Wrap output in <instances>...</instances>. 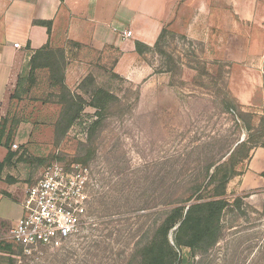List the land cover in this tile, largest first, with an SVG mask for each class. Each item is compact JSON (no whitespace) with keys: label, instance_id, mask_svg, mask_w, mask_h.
Returning a JSON list of instances; mask_svg holds the SVG:
<instances>
[{"label":"rangeland","instance_id":"obj_1","mask_svg":"<svg viewBox=\"0 0 264 264\" xmlns=\"http://www.w3.org/2000/svg\"><path fill=\"white\" fill-rule=\"evenodd\" d=\"M214 1L225 16H230L231 10L242 12L256 2V20L250 24L251 51L257 59L264 56V0ZM232 1L240 3L239 7H229ZM52 47L62 49L58 44ZM89 55V70L77 76L71 66L77 54L66 55V60H71H67L66 84L69 75L71 91L86 102L80 118L67 132H57L60 99L49 86L47 70H38L33 86L26 85L19 97L11 99L16 89L11 94L6 104V132L14 130L12 151L16 157L12 168L16 180L24 181L11 196L0 193V220L12 226L23 215L24 183L32 186L53 163L81 159L88 161L97 181L90 206L91 223L62 249L47 252L40 261L19 255L11 262L0 250V264H137L133 254L143 233L165 219V211H159L164 206L158 199L172 194V183L194 175L211 157H219L226 141L228 150L234 142L264 132V123L260 122L264 101L258 107H243L253 116L251 132L237 126L241 123L234 112H224L226 104L236 110L240 104L229 88L231 63L211 41L193 40L166 30L159 45L142 57L141 62L147 66L144 71L139 66L137 83L112 79L113 53ZM29 62L20 75L29 70ZM90 74L95 82L79 89ZM94 87L108 89L117 97L102 116L89 106ZM261 144L264 147V136ZM250 159L239 165L242 175ZM183 166L187 172L181 175ZM227 198L231 203L240 198L242 204L225 214L219 243L196 257L184 249L180 253L182 260L185 257L183 264H264V189L238 193L228 185ZM146 201L150 209L140 211ZM109 232H113L111 238L100 248L94 247V241H103L100 235ZM8 236H0V244L12 245L17 251Z\"/></svg>","mask_w":264,"mask_h":264},{"label":"crops","instance_id":"obj_2","mask_svg":"<svg viewBox=\"0 0 264 264\" xmlns=\"http://www.w3.org/2000/svg\"><path fill=\"white\" fill-rule=\"evenodd\" d=\"M236 2L229 7H239ZM219 8L214 0H0V126L23 66L47 43L62 45L67 56L77 54L71 64L76 76L89 70L90 52L113 53V72L137 83L139 66L144 71L147 65L141 62L145 54L137 52L136 43L153 49L164 30L211 41L231 63L229 88L233 98L243 107H258L264 101V56L257 59L251 51L250 24L256 20V2L242 12L231 10L230 16ZM35 21H52L51 35ZM129 31L130 38L125 36ZM70 78L67 75V86L72 88ZM7 155L8 150L0 144L1 163ZM14 159L0 173V193L5 196L18 191L17 186L24 181L16 180ZM263 173L264 148L257 147L246 172L229 187L238 193L259 192L264 189ZM24 184L23 199L31 187Z\"/></svg>","mask_w":264,"mask_h":264},{"label":"trees","instance_id":"obj_3","mask_svg":"<svg viewBox=\"0 0 264 264\" xmlns=\"http://www.w3.org/2000/svg\"><path fill=\"white\" fill-rule=\"evenodd\" d=\"M61 1L63 2L64 0ZM37 24L46 27L48 35H51L52 21H40ZM165 31H163L155 47L159 45ZM136 47L140 55L152 50V48L140 42L136 43ZM66 65L65 50L54 49L50 42L47 43L34 52L29 62V70L26 69L19 76L16 90L11 96V99L19 97L20 91L26 85H29V87L33 86L38 70H47L49 72V86L58 94L60 99L58 104L61 106V113L57 124V132L60 129L63 132H67L80 118L86 104L81 95L75 94L67 86L65 77ZM111 76L113 80L126 82L124 78L114 72H112ZM93 82H95L94 77L90 74L79 85V89ZM90 98L89 106L98 112V116H102V112L107 111L117 99L112 91L103 87H94L90 92ZM224 108L225 113L234 112L236 119L241 123V125L237 123L239 128L251 132L253 129V116H251V113H245L241 105L237 106L238 112L229 103ZM6 120L7 116L2 118L1 121L0 144L8 150V155L4 162H0V173L16 157V154L12 151L14 130H10L9 133L6 132ZM260 122L261 124L264 123V117L260 118ZM97 124L98 122L94 123V126ZM263 136L264 132L259 134V136L249 135L242 142L240 140L234 142L228 150L226 149L228 141H226L218 153V155L220 154L219 157H211L207 165H200L195 170L194 175L175 180L171 185L172 194L166 198L163 197L164 199H158L159 204L164 206V210L159 209V211H165V219L159 226L156 225L154 229L150 230L146 229L147 231L143 233L133 254L134 261L137 264H183L185 257L182 260L180 253L184 249H188L191 255L196 257L206 254L215 247L222 237L225 214L230 208L240 207L242 204L240 198L235 199L234 203H231L227 198L228 185L235 177L242 175V171L238 169L239 165L249 159L255 148L263 147L261 144ZM69 164L88 166L89 163L88 161L77 159ZM184 168L183 166L179 172L181 175L185 171L187 172V169L185 170ZM103 204L106 205V202H103ZM149 204L150 202L146 201L140 211L150 209ZM92 213L90 211L91 216ZM92 226H90L91 229ZM11 227V224L0 220V236L7 235ZM174 229L171 241L170 235ZM96 231L100 232L98 229ZM112 235L113 232L100 235L105 239L103 241L95 240L94 247L100 248L102 243H105ZM13 247L12 245L0 244L1 252L7 254L11 262H14L15 256L21 255L20 250L17 249L16 251Z\"/></svg>","mask_w":264,"mask_h":264},{"label":"built area","instance_id":"obj_4","mask_svg":"<svg viewBox=\"0 0 264 264\" xmlns=\"http://www.w3.org/2000/svg\"><path fill=\"white\" fill-rule=\"evenodd\" d=\"M125 36L130 38L132 32ZM96 186L89 165L53 163L28 189L23 215L12 226L8 239L32 262L62 249L92 220L90 206Z\"/></svg>","mask_w":264,"mask_h":264}]
</instances>
